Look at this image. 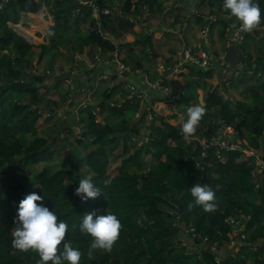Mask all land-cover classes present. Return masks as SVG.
<instances>
[{"label": "trees", "instance_id": "16d2710c", "mask_svg": "<svg viewBox=\"0 0 264 264\" xmlns=\"http://www.w3.org/2000/svg\"><path fill=\"white\" fill-rule=\"evenodd\" d=\"M43 1L49 6L43 15L47 22L43 40H49L48 45L28 42L9 25L18 24L21 13H38L40 4L0 1V264H264V168L259 170L255 159L240 150L253 141L261 147L258 155L264 160V56H256L252 63L246 57L244 74L246 69L261 71L260 88L249 89L251 105L208 91L205 110H196L191 87L209 86L213 66L219 67L213 58L209 68L186 65V72L162 82L165 88L173 84L180 93L174 101L191 118L186 127L160 117L154 133L138 145L142 141L138 123L130 121L140 109L137 95L150 106L167 99L165 91L147 85V91L134 88L138 94L130 93L119 107L100 102L103 122L97 121L95 106L86 102L82 109L86 116L79 120L84 125L80 137L70 148L58 146L59 136L51 140L36 136L44 113L40 105L56 110L69 93L79 92L77 87L89 91L87 86L94 79L89 76L97 68L83 72L79 82L73 78L66 93L48 95L50 85L44 80L54 75L53 66L46 61L42 72L29 68L31 53L39 50L40 65L64 44L63 35H79L80 24H86L89 42L101 52L114 53L120 47L129 52L136 47L151 49V36L129 44L114 43L106 33L121 39L145 13L163 12L164 0H119L120 13L110 10L112 0ZM89 1L96 5L97 16ZM196 2L200 15L207 10L218 15L220 38L226 34L227 23L235 20H239L236 28L241 20L264 26V0ZM196 16L202 21V16ZM178 19L182 20L175 13L173 22L180 23ZM245 36L252 38L249 29ZM88 54L95 63L93 51ZM128 60L121 59L131 64ZM165 61L169 66V59ZM135 67L142 65L138 62ZM114 72L112 68L111 80L117 77ZM151 75L150 82L160 78L156 71ZM63 82L56 83L55 90ZM206 108H213L214 114ZM226 128H232L230 142H239V148L225 150L212 144ZM58 129L71 132L66 127ZM185 134L204 138V153L200 140L187 143ZM29 137L33 139L27 142ZM63 150H68L70 169L50 173L48 162ZM41 163L40 170H31ZM113 164L117 165L110 168ZM84 167L91 174L88 178ZM98 212L106 221L100 231L92 225ZM238 225H243V231L231 239ZM231 240L239 245L237 252L229 249Z\"/></svg>", "mask_w": 264, "mask_h": 264}, {"label": "rangeland", "instance_id": "374dc122", "mask_svg": "<svg viewBox=\"0 0 264 264\" xmlns=\"http://www.w3.org/2000/svg\"><path fill=\"white\" fill-rule=\"evenodd\" d=\"M31 1L36 2L41 5V9L39 11L41 13L39 14L36 13L38 14L37 16H35L36 18H32V19H35L34 20L35 23L33 25L29 24V21L25 19L26 18V16H24L25 14L23 15L20 14L19 23L18 25L16 24V26L14 25V29L20 36H22V33L23 35H26V38L28 40L25 37L24 38L28 42L34 45H39V44L48 45L50 44L49 43L50 41L43 40V36L46 35V32H47V22L43 15H45V11L48 9L49 6H47L43 0H31ZM52 1L53 0H50V2ZM164 1H166V5L169 6L168 11H165L163 9V12L158 13V14H153V15L152 14L148 15L146 13L145 14L146 18L143 21L145 23H148L149 25L148 27L156 26V28L158 26L159 27L164 26V24H169V26L172 28V30H174L175 33H170L171 30H169L168 28H166V30H163V27H162L160 28V31L152 32V34L149 33L146 35L144 34V32L147 27L145 28L142 27L141 32H143L145 36L143 35L140 37L139 35H134L131 29L130 33L132 32L131 33L132 35H130V39L132 41L126 42L128 40H124L126 43L130 44L134 40H137V39L144 40L146 36H151L152 43H154V39H155V40L160 41V44H162V46L155 47L154 45H157V43H154L153 49L152 48L150 49L149 47L145 49L141 47H136L134 49L143 51L142 53L144 54V56L142 58L135 57L134 59H133V51L129 52L127 48L120 47V49H118L116 52L112 54H116L117 52L121 50L120 56L122 57L130 56L134 60V61L132 60V62L134 63L131 62V64L130 63L125 64V63H122V61L120 62V64L125 67H129L128 69L132 70L133 74L136 72H140L143 74L147 73L146 75L148 76L149 74V77H150L152 76L151 75L152 72L156 71L159 76H162L163 68H166V63L163 62L165 58L169 59L170 64L168 65L170 66L172 63L170 61L173 60L174 57L179 56L180 53L184 49L194 50L197 47L201 46V40L206 38L207 42H210L209 48L211 49L212 53L216 54L217 52L218 53L221 52L222 47L224 50L227 48L226 53H224L221 56L225 59V62L227 63V66H228V70L226 71V74L223 77V81H219V79L214 78L213 83L209 82L208 84L209 86H207V88L200 89V91H198L197 94L194 95V99L196 102L195 103L196 110L198 112H202L205 110V107H206L205 103H206L208 91H211V92L215 91V93L222 95L224 99H228L226 97V94L223 91H224V88H226V86L228 85L227 82L231 81L232 76H235L233 78L234 82L236 83V85L238 84L237 87H234L235 88L234 90L235 91L243 90V91L248 92V96H249L248 98H250V101L252 104V99L250 97L249 89L254 88L257 90L256 86H259L258 89L260 88V84H258L259 83L258 78H261L260 68H257V70H255L254 73H250V74L243 73L244 75H242L241 73L244 72L243 71L244 65L248 62V61L245 62L244 60V61H241L242 65L238 64L240 68L242 67L241 68L242 72L238 70L235 73L233 69L234 67H236L235 66L236 63H233L230 60L228 56V50L231 46L239 47V45H241L242 43L244 44L248 40V41H251V43L241 48V51H240L241 55L243 56L246 55L247 57H251L249 56L250 54H254L259 57L264 56V26L257 25V24L253 25V23L250 21L241 20V23H240L241 25L238 28H236L235 25L239 20H235L233 22L227 23L228 28L225 31L226 34L224 37L220 38L219 30L222 28V23L220 22L218 15L216 16V15L209 14L207 12L209 10L204 11V13L200 15L198 13L200 12V9L197 8L196 0H164ZM177 4H179V7L176 6ZM175 7L179 9L175 11L176 9ZM175 13L179 14V18L182 19L181 21L178 19L180 23L173 22ZM196 15L202 16V21L199 22L197 19L198 16ZM32 19L30 18V20ZM150 19H155L156 23L154 21H150ZM204 21H206L207 24ZM77 27L79 30L78 31L79 35L78 36L63 35V38H65L66 40L64 44L60 45L58 49H55L54 51H52L51 54L46 55L44 58V61H42L40 65H38L39 50L35 49V51L31 53L30 55L33 57V61L31 65L29 66V68H32V69L35 68L34 70H36V67H37L36 71L42 72L46 64L45 62L48 61L50 63L49 65L53 66L51 73H53L54 75L67 74L69 76V80L58 81V82H63V81L64 82L61 83V86L59 85L58 90H55L56 87L52 88L51 86L54 83V79H53L54 75L52 76L46 75L44 83L47 85H50L49 86L50 89L46 90L48 92V95L50 94L56 95L58 94V91L64 94L66 93V91H68L67 86L71 84L73 78H75V81L77 82L81 81V79H84L83 72L85 73L86 70H89L90 67L94 65V63L91 61L90 55L88 54L89 50H92L94 55L96 54L98 55L95 57V59L96 58L98 59L100 56L98 52L99 48L92 47V44L88 40L89 31L86 27V24H80ZM247 29H249L250 36L252 37L250 39L245 36V30ZM136 32H139V31L136 30ZM146 32H149V31H146ZM163 33L165 34V36L168 33L172 34V37H170L171 39H173L172 42H170V40L168 41L167 39L164 40L165 36ZM239 33H241V35L243 36V40L242 42L237 43L235 41ZM255 36H259L260 38H256ZM115 43H118V42H115ZM186 43H189V44L185 45ZM245 49H248L246 53H245ZM167 50H168V54H167ZM172 52L176 53L174 57H172L171 55ZM109 53L110 52L107 51L105 54H109ZM154 53H157L155 57L153 59H149L150 56L154 55ZM105 56L106 55H101L100 57H105ZM226 57L228 59H226ZM236 57H239V54H236ZM148 60H151L150 61L151 64L149 66L147 64L146 65L144 64V62ZM249 61L250 63L254 62L252 58H250ZM138 62L142 63V65H145L144 68H136L135 66H136V63ZM252 66L256 68L255 63ZM231 72H233L232 76H231ZM89 77L92 78V75H90ZM149 77L147 78L148 81H149ZM108 78L109 77H107V79L104 78L103 80L96 79L95 80L96 83H94L93 86L89 87V91L81 90L79 88L80 86L77 87V89H79L77 91L79 92H76L74 94L72 93L73 95L69 93L68 94L69 97L67 98L66 102H64L62 106L60 108H57L56 110L53 108H50V106H47V105H40V109L44 111V113L38 120V123H37L38 133L36 136L44 137L49 140L53 139V137L55 136H59L58 142H57L59 143L58 146L67 145V147L70 148V145L75 143L74 142L75 139H78L80 137L82 129L84 127L83 123L79 124V120L83 119L86 116L85 113L82 112V109L86 107L85 105L86 102H89L91 105L95 106L94 112L96 115V119L98 122H103L105 120L100 114V110L98 107L100 102L104 101V104L107 107L109 106L119 107L121 106V104L125 102V98L130 93L138 94L137 90H132L130 88L131 86L129 85V83L126 84L128 80L127 75H124V74L121 76L117 75L115 80H111L110 78L109 79ZM169 88H167V90L165 91V93L168 92L170 94L169 99H168L169 101H163L160 103H156L153 106L144 105V98L137 95L138 104L140 106L139 107L140 109L135 113V115L130 119V121L132 122V121L137 120V123H138L137 126H139V129H140L139 133L142 136V141L140 140L138 143L139 146L142 145L143 142L147 141L148 135L154 133L153 127L160 125V122H161L160 117L164 118L163 121H166L169 124L174 125V126L182 125L183 127H186L185 126L186 123H189L191 121V118L190 116H188V114L186 115L185 113L181 112V109H183L184 106H181L175 103L174 100L175 98L177 99L178 96L172 95V92L169 90ZM200 93L202 97L201 99L199 98ZM131 95L132 94L129 95V98ZM43 101H46V100H43ZM207 111H208L207 113L214 114L213 108L208 109ZM105 112H107V108L105 109ZM195 116L196 115H194V117ZM112 122H114V124L117 125L116 123L117 121L115 119ZM62 127H66L67 129L69 128L71 132H64L63 130L58 129ZM54 129H58L56 133L53 132ZM225 131L226 132L223 133V136L222 135L220 136L221 139H227L228 137L229 138L233 137L234 132L232 128H226ZM188 136L189 135H187V137H184L187 143L193 144V143H196V139L197 140L201 139L200 136L198 135H193V137L192 136L188 137ZM263 137H264V134H263ZM32 139L33 137H29L27 139V142ZM130 141H132V139ZM130 143L132 145V142ZM247 143H248L247 145L249 146L246 147L245 149H242V151L247 150L250 147V149H252L258 154L262 152L261 147L258 148L253 141L249 140ZM200 144H201V150L203 151L202 153H204V145H203L204 138L203 140H200ZM239 144L240 143L238 142L235 145L238 147ZM76 149L81 151L82 153L85 152V150H82V148H76ZM120 150H121V147L117 148L114 151V154L118 153ZM67 152L68 150H65V151L63 150L60 155L55 156L51 161L48 162L47 165L50 170L49 171L50 173L58 169H70L72 161L68 157ZM42 164L43 163L37 166H32L30 168L34 172V171L40 170L43 166ZM116 165L113 164L110 166V168L111 167L114 168ZM84 169L86 170V172H84L85 177L88 178L91 174L89 171H87L86 167H84ZM259 172L260 171L258 170V174ZM30 189L31 190L34 189L33 184L30 185ZM98 215H99L98 219L94 223H92V225L97 231H100L103 228H105L106 221H105V217L102 215V212L100 213L98 212ZM242 231H243V225H238L235 229V233H240ZM230 238L232 239L231 234H230ZM229 244H228L229 247L233 248L232 251L237 252L239 250V245L238 244L235 245V242L232 241Z\"/></svg>", "mask_w": 264, "mask_h": 264}, {"label": "crops", "instance_id": "0c3cea01", "mask_svg": "<svg viewBox=\"0 0 264 264\" xmlns=\"http://www.w3.org/2000/svg\"><path fill=\"white\" fill-rule=\"evenodd\" d=\"M1 1V0H0ZM119 4H120V2H119V0H112V3H111V6H110V10L111 11H114V12H117V13H120V6H119ZM163 6H164V10L165 11H168L169 10V6L168 5H166V1H164L163 2ZM176 6H178L179 7V4H177ZM175 8H177V7H175ZM179 8H177V10H178ZM177 10H175V11H177ZM39 13H41V12H38V14ZM22 15L23 14H25L24 16H26V18L25 19H27L28 21H29V24H31V25H33L35 22H34V20L35 19H32V18H36L35 16H37L38 14H36V13H21ZM146 14V13H145ZM145 14L141 17V18H139L138 19V21H134V25H133V27H132V32H133V34L134 35H139L140 37L141 36H143L144 34H149V33H151L152 34V32H156V31H160V28H162L163 27V30H166V28H168L169 30H171V32L170 33H175L174 32V30H172V28L169 26V24H164V26H158L157 28H156V26L154 27H148L149 25H148V23H145L143 20L146 18L145 17ZM175 15V14H174ZM32 19V20H30V18ZM41 19V18H40ZM42 20V19H41ZM150 23V22H149ZM13 29H14V25H11V24H9ZM18 25V24H17ZM16 26V25H15ZM17 27H19V26H17ZM20 27H22V26H20ZM142 27H147L146 29H145V32H144V34H143V32H141V28ZM151 28H153V29H151ZM136 30L137 31H139V32H136ZM146 31H149V32H146ZM131 32V33H132ZM130 32L129 33H126V34H124L123 36H122V38L121 39H119V40H115L114 41V38L111 36V35H109V34H107L112 40H113V42L115 43V42H118V41H120L121 43H123V42H125L124 40H128V41H126V42H129V41H132L131 39H130V35H132ZM170 33H168L166 36H165V34H164V36H165V38H164V40H170V42H172V40L173 39H171L170 37H172V34H170ZM45 34V33H44ZM145 36V35H144ZM256 38H260L259 36H255ZM160 38V37H159ZM35 39H36V37H35ZM154 43H157V45H154ZM154 43H152V49H153V45L155 46V47H160V46H162V44H160V41H158V40H155L154 39ZM246 43V44H245ZM244 44H243V46L245 47V46H247L248 44H250L251 43V41H246ZM189 43H186L185 45H188ZM237 49H239L240 51H241V47H238V46H235ZM97 49V48H96ZM227 49V48H226ZM226 49L224 50L223 49V47H222V51L221 52H217L216 54L215 53H213L214 54V60L216 59L217 60V56H221V55H223L224 53H226ZM148 50V49H147ZM121 51V50H120ZM120 51L119 52H117L116 54H112V53H109V54H105L106 52H101L100 51V49H99V55L101 56V55H106L105 57H100L99 56V60L97 59L96 60V62L94 63V65L92 66V67H90V70L92 69V68H97V70L96 71H94L93 73H92V78L94 77V79L96 80H98V79H100V80H103L104 78L105 79H107V77H109L110 76V72L112 71V68H114V71L116 72V73H118L119 71H120V66H121V64H120V61H121V59L123 58L122 56H120ZM123 51H125V50H123ZM248 51V49H245V53ZM143 51H141V50H136V49H134L133 50V59L135 58V57H138V58H142L143 56H144V54L142 53ZM157 53H154V55H156ZM167 54H168V50H167ZM176 53H174V52H172V57H174V55H175ZM117 55V56H116ZM96 56H98L97 54L95 55V57ZM132 56V55H131ZM249 56H251V58H252V60L253 59H255V57H256V55H254V54H250ZM177 57V56H176ZM246 55L244 56V58H245V62L247 61L246 60ZM126 58H128L129 60L128 61H130V62H132V57H130V56H128V57H126ZM165 58V57H164ZM149 59H153V56H150V58ZM166 59V58H165ZM165 59H164V63H166V61H165ZM168 59V58H167ZM174 59H175V57H174ZM173 59V60H174ZM226 59H228L227 57H226ZM173 60H171V61H173ZM230 60L233 62V63H236L235 64V66H236V70L234 71L235 73L238 71V70H240L241 71V68H240V66H238V64L239 65H242V62L240 61V59H239V57H235V58H230ZM134 61V60H133ZM150 61L151 60H148V61H145L144 62V64L146 65H150L151 63H150ZM170 61V62H171ZM147 62H149V63H147ZM218 62V61H217ZM132 63H134V62H132ZM160 63V62H159ZM113 64H115L116 66H113ZM141 65H142V63H141ZM145 65H142V68H144V66ZM218 65H219V67L218 66H213L214 67V69H213V72H212V75H211V77L207 80L208 82H211V83H213L214 81V78L215 79H219V81H223V77L225 76V74H226V71L228 70V67L227 68H225L226 70H223V67H221V65L218 63ZM156 66H158V65H156ZM255 66V65H254ZM254 66H253V68H254ZM129 68V67H128ZM117 70V71H116ZM92 71V70H91ZM115 72H114V75H115ZM153 73V72H152ZM246 74H250V73H254V71H246L245 72ZM128 74H129V76H128ZM147 74V73H146ZM146 74H143V73H140V72H136V73H134L133 74V71L132 70H130V73H126V75L129 77L128 78V81H129V84H131L135 89H138L139 91H147V89H146V87H147V83H148V77H149V74H148V76L146 75ZM242 75H244L243 74V72L241 73ZM233 75V72H231V76ZM235 76H232L231 77V81H228L227 83H228V85L226 86V88H224V93L226 94V97L228 98V99H226V100H233V101H240V102H242V103H244V104H247V105H251V101H250V98H248L249 96H248V92H246V91H243V90H240V91H235L234 89V85L236 84L235 82H234V78ZM93 79V81H92V85H88L87 87L89 88L90 86H93V84L94 83H96L95 82V80ZM109 79V78H108ZM182 80L183 81H185V83L187 84L188 82L185 80V77L184 78H182ZM183 86H185L184 84H183ZM171 88H169V90L172 92V95H175V96H179L180 95V93L179 94H177V88L176 87H174V85L172 84L171 86H170ZM257 87V86H256ZM182 89L183 88H181V92H182ZM83 90H86V87L85 88H83ZM191 91H192V94H193V96L194 95H196L197 94V92L198 91H200V89H195V88H192L191 87ZM242 91V92H241ZM220 92H221V90H220ZM148 93V92H147ZM202 93V92H201ZM201 93H200V96H199V98L201 99L202 97H201ZM166 94H167V99L165 100V101H169L168 99H169V93L168 92H166ZM159 103V102H158ZM235 229H236V227H235ZM235 229H233V231H232V233H231V236L233 237L234 235H236V233H235ZM233 234V235H232ZM235 242L234 240H231L230 242ZM230 245V244H229ZM229 245H228V247H229ZM235 245H236V242H235ZM229 249L230 250H232L233 248H230L229 247Z\"/></svg>", "mask_w": 264, "mask_h": 264}, {"label": "built area", "instance_id": "2783aa9c", "mask_svg": "<svg viewBox=\"0 0 264 264\" xmlns=\"http://www.w3.org/2000/svg\"><path fill=\"white\" fill-rule=\"evenodd\" d=\"M84 3H87L86 1H84ZM90 6L93 8V14L94 16H97L98 11L96 9V5L92 4V2L89 1ZM108 10H105L104 13H108ZM20 30V29H19ZM243 40V36L241 35V33H239V35L236 38L237 43L242 42ZM209 43L207 42L206 38L201 40V46L197 47L196 49H184L179 56L175 57V59L172 61L171 65L163 68V75L160 76V78L154 82H150L148 81L147 85L150 88H157V89H161L163 91H166L167 88L163 87L162 82L166 79V78H173L177 73H181V72H186L187 71V67L186 65L190 66H196L198 68H209L211 67V64L213 62V58H214V54L212 53L211 49L209 48ZM217 60L219 62V64L221 65V67L223 68H227V63L225 62V59L222 56H217ZM120 71L117 73V75L121 76V75H126V73H130V70L128 69V67H125L123 65H121L120 67ZM131 86V85H130ZM132 90H135L133 86L130 87ZM184 137H187V135L185 134ZM189 137V136H188ZM231 138H227V139H221L220 137L218 139H215L212 141V144L217 145L218 147L225 149V150H233V149H237L239 148V146L237 147L234 143H231L230 140ZM245 149V148H242ZM242 149H240L242 151ZM245 156H247L248 158H254L255 159V164L257 165L258 169L261 170L264 168V160H262L258 153H256L255 151H253L252 149L248 148L247 150H243L242 151ZM197 165V164H196Z\"/></svg>", "mask_w": 264, "mask_h": 264}, {"label": "water", "instance_id": "95a60500", "mask_svg": "<svg viewBox=\"0 0 264 264\" xmlns=\"http://www.w3.org/2000/svg\"><path fill=\"white\" fill-rule=\"evenodd\" d=\"M22 36L25 37V36L23 35V33H22ZM25 38H26V37H25ZM236 54H239V59H240V61H244V60H245L244 56L241 55L240 50L237 49V48H235L234 46H231V47L229 48V50H228V56H229V58H235V57H236ZM53 79H54V83L51 85L52 88L55 87L56 83H57L58 81H60V80H69V76H68V75H64V76H63L62 74H60V75L57 74V75H54V76H53Z\"/></svg>", "mask_w": 264, "mask_h": 264}, {"label": "clouds", "instance_id": "9594fccd", "mask_svg": "<svg viewBox=\"0 0 264 264\" xmlns=\"http://www.w3.org/2000/svg\"><path fill=\"white\" fill-rule=\"evenodd\" d=\"M27 39V38H26ZM28 40V39H27ZM156 103H158V102H156ZM160 103V102H159Z\"/></svg>", "mask_w": 264, "mask_h": 264}, {"label": "bare ground", "instance_id": "6f19581e", "mask_svg": "<svg viewBox=\"0 0 264 264\" xmlns=\"http://www.w3.org/2000/svg\"><path fill=\"white\" fill-rule=\"evenodd\" d=\"M26 37V35H24Z\"/></svg>", "mask_w": 264, "mask_h": 264}]
</instances>
